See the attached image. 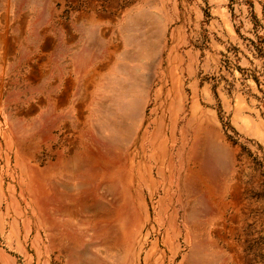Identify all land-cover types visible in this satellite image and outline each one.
Returning <instances> with one entry per match:
<instances>
[{
	"label": "rangeland",
	"instance_id": "obj_1",
	"mask_svg": "<svg viewBox=\"0 0 264 264\" xmlns=\"http://www.w3.org/2000/svg\"><path fill=\"white\" fill-rule=\"evenodd\" d=\"M0 264H264V0H0Z\"/></svg>",
	"mask_w": 264,
	"mask_h": 264
}]
</instances>
